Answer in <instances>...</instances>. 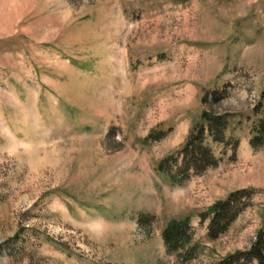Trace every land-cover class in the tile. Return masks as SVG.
Here are the masks:
<instances>
[{
  "label": "rangeland",
  "instance_id": "obj_1",
  "mask_svg": "<svg viewBox=\"0 0 264 264\" xmlns=\"http://www.w3.org/2000/svg\"><path fill=\"white\" fill-rule=\"evenodd\" d=\"M260 231L264 0H0V264H217Z\"/></svg>",
  "mask_w": 264,
  "mask_h": 264
},
{
  "label": "trees",
  "instance_id": "obj_2",
  "mask_svg": "<svg viewBox=\"0 0 264 264\" xmlns=\"http://www.w3.org/2000/svg\"><path fill=\"white\" fill-rule=\"evenodd\" d=\"M201 119L207 122L208 129L212 134L214 141H222L223 130L225 128V121H222V117H209L208 113L203 112ZM202 131V125L199 128H194L193 132L196 133L193 134L192 132V134L189 135L186 144L182 147V151L186 155V160L189 161L190 158L193 166L196 170H199V173L216 165L215 161H210V157L206 151L208 149L202 147ZM194 135H196V137ZM195 156L198 157L197 160L195 159ZM168 164H170V162L166 159L162 164L157 166L156 170L160 173L169 175ZM169 177L177 183L188 178L184 175L180 177L182 179H179V176L177 177L175 175H170ZM249 192V190L236 191L231 193L227 199L218 202L214 206L207 229L208 238L215 239L226 231L239 212L235 205L239 202L241 197H248L250 194ZM144 218V216H140V223L145 222ZM187 227V222L171 223L168 225L162 234L165 245L178 246L186 236ZM252 261H255L257 264H264V233L262 231L259 232L257 239L251 244L248 250L231 254L217 264H250Z\"/></svg>",
  "mask_w": 264,
  "mask_h": 264
}]
</instances>
